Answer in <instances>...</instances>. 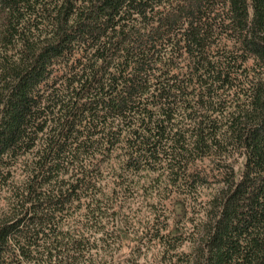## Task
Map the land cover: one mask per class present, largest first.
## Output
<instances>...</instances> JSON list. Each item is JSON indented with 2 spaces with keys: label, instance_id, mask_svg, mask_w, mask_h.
Wrapping results in <instances>:
<instances>
[{
  "label": "trees",
  "instance_id": "obj_1",
  "mask_svg": "<svg viewBox=\"0 0 264 264\" xmlns=\"http://www.w3.org/2000/svg\"><path fill=\"white\" fill-rule=\"evenodd\" d=\"M106 170L221 185L161 261L264 264V0H0V264H139Z\"/></svg>",
  "mask_w": 264,
  "mask_h": 264
},
{
  "label": "rangeland",
  "instance_id": "obj_2",
  "mask_svg": "<svg viewBox=\"0 0 264 264\" xmlns=\"http://www.w3.org/2000/svg\"><path fill=\"white\" fill-rule=\"evenodd\" d=\"M230 161L233 174L239 176L243 157L235 154ZM196 164L198 169H206V172L214 166L209 159ZM108 172L111 171L105 172L109 193L107 199H113L114 213H109L104 219V230L98 234H112L113 237L121 235L122 245L117 248L119 240L116 239L117 243L111 246V251L117 260H135L139 264H167L166 260L161 261L163 246L158 243L155 234H175L182 239L194 234L197 225L206 217L205 210L209 200L221 186L213 183L197 187V194H194L178 189L169 191L162 179H153L154 175H129L124 186L114 187ZM113 187L116 188L115 193ZM4 196L5 193L1 191L0 209L5 206ZM189 250L190 243L186 241L177 252ZM171 253L175 251L171 250L169 254ZM125 264L131 263L129 261Z\"/></svg>",
  "mask_w": 264,
  "mask_h": 264
}]
</instances>
